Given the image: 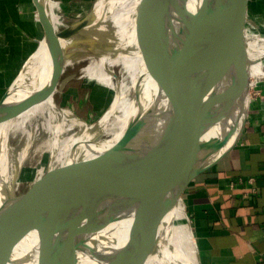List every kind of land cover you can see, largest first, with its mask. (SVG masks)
Returning <instances> with one entry per match:
<instances>
[{
	"label": "water",
	"instance_id": "95a60500",
	"mask_svg": "<svg viewBox=\"0 0 264 264\" xmlns=\"http://www.w3.org/2000/svg\"><path fill=\"white\" fill-rule=\"evenodd\" d=\"M167 1L157 0L154 4L153 0H140L135 11V40L157 87L153 100L129 120L108 149L94 160L83 161L88 166L84 174L77 173L67 182L73 185V210L71 214L64 211L61 239L38 255L35 264H81L84 259L92 264H147L155 253L166 250L161 238L179 204L184 206L187 223L194 233L186 206L190 185L237 145L250 104L261 93L257 81L262 78L250 76L252 61L247 54L246 34L252 27L264 35V18L257 0H197L190 24L195 37L201 40L204 70L191 78L181 69L182 61L178 63V72L171 70L168 61L171 45L179 39L183 28L189 27L187 1L171 0V14L164 26H159L155 16ZM45 3V0L30 2L37 22L42 20ZM93 15L90 23L94 21ZM75 26L70 24L56 33L67 38ZM78 47L72 48V53ZM175 52L177 57L181 51L175 48ZM30 55L31 52L24 64ZM68 60L48 84V97L54 95ZM8 95L6 90L0 97V107ZM235 112L242 115L240 123L236 122ZM143 129L150 134L151 176L135 186L119 216L94 223L93 203L97 197L94 185L99 173L121 155L131 162L128 150ZM211 130L214 135L208 133ZM232 135L234 138L228 144ZM64 168V163L54 164L49 181L65 184L64 174L69 173ZM61 193L65 198L64 189ZM7 199L6 196L4 200ZM19 213L21 216L23 210L16 215ZM120 221H127L128 227L118 251L110 254L114 238H103L100 234Z\"/></svg>",
	"mask_w": 264,
	"mask_h": 264
},
{
	"label": "bare ground",
	"instance_id": "6f19581e",
	"mask_svg": "<svg viewBox=\"0 0 264 264\" xmlns=\"http://www.w3.org/2000/svg\"><path fill=\"white\" fill-rule=\"evenodd\" d=\"M186 1L189 27L183 28L179 39L171 45L168 61L173 72L179 71L178 63L182 61L181 69L188 77L194 78L203 72L204 59L201 40L195 37L196 33L190 24L197 0ZM45 2V12L40 22L43 33L40 38H34L36 46L23 65L17 83L0 107V263L5 264H35L38 255L58 243L61 239V222L65 224L64 211L71 214L75 201L73 185L67 182H71L77 173L84 174L88 166L83 161L94 160L108 149L124 131L129 120L153 100L157 91L141 56V48L135 40V11L140 0H101L90 13L103 21L111 18L116 33L109 50H101L99 42L91 45V51L98 55V68L88 69L87 72L91 71V78L111 88V102L94 123H90L92 118L86 120L74 111L69 114L64 112L54 99L55 93L48 97V84L55 80L65 59H69L68 63L82 52L81 45L73 49V53L72 48L78 46L81 40L91 41L98 27L94 21L90 23L89 14L74 27L69 37L63 38L54 30L56 22L52 2ZM153 3L156 4L157 0H153ZM172 3L168 0L160 6L155 16L157 25L164 26L171 14ZM175 48L181 51L177 57ZM114 62L122 64L125 79L111 70ZM250 76L259 75L250 70ZM36 115L46 116L48 123L42 122L34 129L29 123ZM235 116L236 122L240 123L242 115L235 112ZM72 126H76L79 131L72 132ZM106 129H112L113 133L108 138H102ZM208 133L214 135L212 130ZM11 134L21 137L25 145L32 142V148L35 144L45 147L43 162L36 170L16 168L11 171L13 165L8 159ZM233 138L234 135L228 144ZM149 139L150 134L147 129H143L128 150L131 162L121 155L99 173L94 185L97 191L93 203L94 223L101 224L119 216L127 206L135 186L151 176L153 168ZM48 153L52 158L50 164L46 165L44 158ZM25 156H22L23 160L27 158ZM57 163H64L65 171L71 174H64L65 184L49 181L53 166ZM62 189L65 190V198ZM6 196L8 201L4 200ZM20 209L23 214L20 216V212L16 215ZM185 219L184 206L179 204L165 225L161 238L166 250L162 254L155 253L147 264H201L195 236ZM127 227V221H120L102 230L101 237L114 238L109 247L110 254L118 251ZM81 264L92 263L84 259Z\"/></svg>",
	"mask_w": 264,
	"mask_h": 264
},
{
	"label": "crops",
	"instance_id": "0c3cea01",
	"mask_svg": "<svg viewBox=\"0 0 264 264\" xmlns=\"http://www.w3.org/2000/svg\"><path fill=\"white\" fill-rule=\"evenodd\" d=\"M256 4L261 6L264 18V0H257ZM3 7L5 12L10 11V5ZM246 49L252 61L250 69L256 75H263L264 35L250 27ZM66 78L68 86L73 88V70ZM259 90L264 95V84H259ZM261 93L250 104L237 145L194 180L188 190L186 206L201 264H264V96ZM66 105L71 106L68 101ZM182 212L184 215L183 208Z\"/></svg>",
	"mask_w": 264,
	"mask_h": 264
},
{
	"label": "rangeland",
	"instance_id": "374dc122",
	"mask_svg": "<svg viewBox=\"0 0 264 264\" xmlns=\"http://www.w3.org/2000/svg\"><path fill=\"white\" fill-rule=\"evenodd\" d=\"M49 1H51L53 5L52 13L55 16L56 22L54 26L55 32L61 31L70 24L77 25L83 18L90 14L92 8H95V6L101 2V0ZM29 3L30 0H0V5H2L0 7V97L6 90L10 91L15 85L26 57L36 46L32 38H40L43 33L39 22L35 19L34 12L30 9V6H28ZM4 4L10 5V7H8L10 9L8 13L4 10ZM93 20L98 27V31H96V35L91 41L88 40L83 42V40H81L79 42L78 46H82V52L79 53L80 55H77L75 59L72 58V60L67 63L64 68L66 72L63 80L61 76L57 83V91L55 92L54 98L57 104L64 109V112L69 114L71 111H74L86 120L92 118L90 123H94V121L107 110L111 102L112 93L111 88L106 84L91 78L93 73L90 70V72H87L88 69L98 68V66H96L98 55L95 51H91L90 48L94 42H99L101 50L111 49V40L115 38L116 33V28L111 18L107 21H103L100 18L97 19L95 15H93ZM101 25L103 27H101ZM71 70H73L72 89L68 86L66 78V74ZM111 70L118 77L125 79L123 67L120 62H114ZM261 74L263 75L252 78H262L257 82L259 84H264V68ZM111 76L115 78L113 74H111ZM261 96H264L263 93H261ZM66 101H68L71 106H67ZM43 116L44 115H36L34 118H31L29 125L35 129L39 127L42 122L48 123L47 117ZM71 130L72 132L79 131L76 126H72ZM112 133V129H106L102 138H108ZM42 135H44V133ZM22 143L23 139L18 135L11 134L9 136L8 159H10L11 166L13 165L11 171L16 168H20V170H36L43 162V155L46 153L45 147L35 144L32 148V142L26 145ZM30 151L31 154L29 155ZM23 155H26L25 158L27 157L25 160L22 159ZM51 158L52 156L48 153L46 159L44 158L46 165L50 164Z\"/></svg>",
	"mask_w": 264,
	"mask_h": 264
},
{
	"label": "flooded vegetation",
	"instance_id": "af4514ba",
	"mask_svg": "<svg viewBox=\"0 0 264 264\" xmlns=\"http://www.w3.org/2000/svg\"><path fill=\"white\" fill-rule=\"evenodd\" d=\"M41 28H42V27H41ZM36 39H37V38H36ZM33 42L36 44L35 39H33ZM20 74H21V72H20ZM20 74H19V75H20ZM19 75H18V79H19Z\"/></svg>",
	"mask_w": 264,
	"mask_h": 264
}]
</instances>
